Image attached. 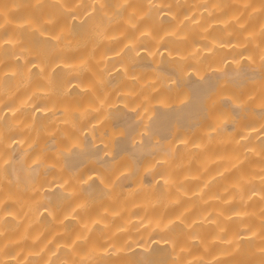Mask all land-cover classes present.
Wrapping results in <instances>:
<instances>
[{
  "label": "bare ground",
  "instance_id": "6f19581e",
  "mask_svg": "<svg viewBox=\"0 0 264 264\" xmlns=\"http://www.w3.org/2000/svg\"><path fill=\"white\" fill-rule=\"evenodd\" d=\"M0 264H264V0H0Z\"/></svg>",
  "mask_w": 264,
  "mask_h": 264
}]
</instances>
